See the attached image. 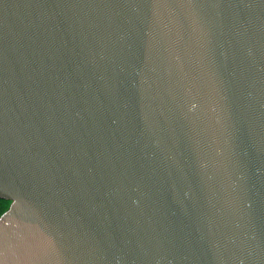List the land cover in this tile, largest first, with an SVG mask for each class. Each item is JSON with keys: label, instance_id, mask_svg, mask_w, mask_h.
Segmentation results:
<instances>
[{"label": "water", "instance_id": "95a60500", "mask_svg": "<svg viewBox=\"0 0 264 264\" xmlns=\"http://www.w3.org/2000/svg\"><path fill=\"white\" fill-rule=\"evenodd\" d=\"M0 264H264V0H0Z\"/></svg>", "mask_w": 264, "mask_h": 264}, {"label": "trees", "instance_id": "16d2710c", "mask_svg": "<svg viewBox=\"0 0 264 264\" xmlns=\"http://www.w3.org/2000/svg\"><path fill=\"white\" fill-rule=\"evenodd\" d=\"M3 202H4V201H1V200H0V216H1V215L5 212V210H6V209L4 208Z\"/></svg>", "mask_w": 264, "mask_h": 264}, {"label": "flooded vegetation", "instance_id": "af4514ba", "mask_svg": "<svg viewBox=\"0 0 264 264\" xmlns=\"http://www.w3.org/2000/svg\"><path fill=\"white\" fill-rule=\"evenodd\" d=\"M10 204H11L10 202H6V201L3 202L4 208L6 209L5 212L8 210Z\"/></svg>", "mask_w": 264, "mask_h": 264}]
</instances>
